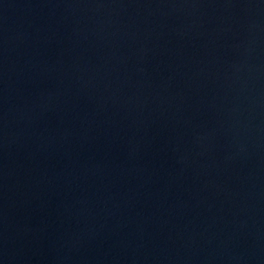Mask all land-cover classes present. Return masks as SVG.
Returning a JSON list of instances; mask_svg holds the SVG:
<instances>
[{
	"label": "water",
	"instance_id": "1",
	"mask_svg": "<svg viewBox=\"0 0 264 264\" xmlns=\"http://www.w3.org/2000/svg\"><path fill=\"white\" fill-rule=\"evenodd\" d=\"M0 264H264V0H0Z\"/></svg>",
	"mask_w": 264,
	"mask_h": 264
}]
</instances>
